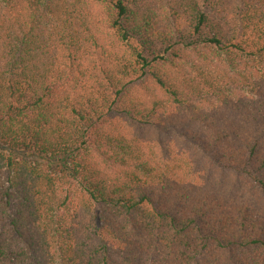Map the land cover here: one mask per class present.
Returning a JSON list of instances; mask_svg holds the SVG:
<instances>
[{"label": "trees", "instance_id": "1", "mask_svg": "<svg viewBox=\"0 0 264 264\" xmlns=\"http://www.w3.org/2000/svg\"><path fill=\"white\" fill-rule=\"evenodd\" d=\"M0 264H264V0H0Z\"/></svg>", "mask_w": 264, "mask_h": 264}]
</instances>
